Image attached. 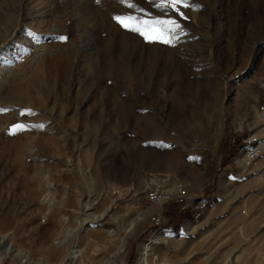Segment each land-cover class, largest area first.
Here are the masks:
<instances>
[{"label": "rangeland", "instance_id": "rangeland-1", "mask_svg": "<svg viewBox=\"0 0 264 264\" xmlns=\"http://www.w3.org/2000/svg\"><path fill=\"white\" fill-rule=\"evenodd\" d=\"M132 2L135 10L120 0H0V68L40 46L63 57L58 72L41 58L34 87L0 97V237L32 258L70 264L72 239L64 250L40 248L52 246L63 217L78 234L76 264H106L118 251L135 264L160 215L165 233L146 264H264V165L242 177L240 146L228 145L236 127L252 136L262 125L264 0H189L183 19L161 0ZM129 15L175 21L177 45L145 43L113 19ZM16 124L27 127L13 133ZM30 138L38 154L25 160ZM159 173L192 197L213 193L188 217L190 234L186 215L169 217L174 203L155 211L145 199V180Z\"/></svg>", "mask_w": 264, "mask_h": 264}, {"label": "bare ground", "instance_id": "bare-ground-1", "mask_svg": "<svg viewBox=\"0 0 264 264\" xmlns=\"http://www.w3.org/2000/svg\"><path fill=\"white\" fill-rule=\"evenodd\" d=\"M0 46H3V43L0 44ZM41 58H45L46 60L50 59L52 65H53V68H54V72L55 71L58 72L59 67H60L59 65L63 62V57L53 53L49 47L40 46L39 48L38 47L34 48V51L30 56L23 57V59L20 60L19 62L17 61L18 63H16L13 67L5 68L6 67L5 66V67L0 68V97L4 92H7L6 98H11L13 94L10 90H12L13 88H16V87H20V92L23 94H25L30 87H34L40 81V78H41L40 73L42 72L41 69H45L44 65H41V63H40L41 61H39ZM48 74H51V72ZM28 78H29V80L26 82V79H28ZM52 78L53 77H51V79ZM261 78H263V79H261ZM256 87L259 91L264 90V74H262L260 76V78L258 79V81L256 82ZM259 93H261L264 96V92L261 91ZM258 102L259 103H258V107H257L258 108L257 117L259 118V120H261V123H262L261 127L262 128L260 127V125H258L259 123H258L257 119L255 118V120L257 121V126L259 128L258 129L259 134L257 133V134H254L252 136H249V134H248L247 137H249L248 140H250V141L247 142V145L240 146L236 152V156L239 157V160H238L239 164L240 165L245 164V167L248 169L246 171V168L244 167L246 172L241 173V171H240V175L241 176L243 175L242 177H244V175H247L249 170H253V169L257 168L258 166H261V168H263L262 166L264 165V161H263L264 159H257L258 162L256 164L255 163L254 164L249 163L250 162L249 159H245V157H246L245 153L252 154V153L257 152L259 150V148L262 147V145L264 147V140L260 139L264 135V114L259 112V107L261 105H264V99L262 101L258 100ZM9 108L5 107L4 110H8ZM255 117H256V115H255ZM39 125L40 126H39V128H37V130H39V131L44 130V127L42 126V124H39ZM32 126H34V125H32ZM235 133H236V129H234L233 133L230 134V137L232 138V134H235ZM230 137H229V139H230ZM254 138H257V139H254ZM47 139H48V136H43L41 138L40 142H42L45 145ZM28 142L29 143H27L28 145H27V148L25 151L26 152L25 153V155H26L25 160L31 159L33 157V155H36V153L38 152V150L33 145L34 143H36L35 138H30V140ZM47 150H48V148L41 149L40 153H42V152L44 153ZM231 150L233 151V148L230 149V151ZM19 152H21V151L18 150L16 153V165H18ZM22 152H23V150H22ZM34 163L36 164V166H40V165H38L39 164L38 160H36ZM240 165H239V169H240ZM249 174L250 175L255 174V172L250 171ZM167 180H170V179L167 178L166 174H162V173L160 174L159 173V174H155L153 176H150L148 183H147V179L144 182L145 183L144 184V187H145L144 197L147 200V202L154 208L155 211H162L165 209L167 204L174 203V205L176 206L175 212L188 211L187 214H185L186 215L185 218H188L190 216L196 217L195 214H199L201 211H203L205 209V207L207 205V200H206L204 207L193 206L196 202H200L201 198H199V196L192 197L191 195L184 193L182 190H180L178 188L179 186H176V184H174V181H172V187L174 189L178 190V193L168 194L166 196L165 201H160L159 203H151L149 201L148 197L146 196V188L149 185H159V190H168V181ZM261 185H262V187H261L262 193H264V190H263L264 181L261 183ZM243 188L244 187H242V189ZM118 193H117V195H119L121 192L119 194ZM209 195H213V193L210 192L208 194V198H209ZM47 198L48 197L45 196V199L43 198V201L47 200ZM47 204H48V207L50 208L49 203H47ZM43 205H45V204H43ZM171 215H172V213L170 210L169 217ZM246 216H247V213H246L245 209L240 211V217L241 218H245ZM188 219H190L189 223L184 228L186 235L191 233V231L193 229V224H195V221L193 220L194 218H188ZM67 220L68 219H65L63 217H61L59 219L60 229L58 230L59 232L53 240L52 246L50 247V246L46 245L45 243H42L40 248L42 249L41 251L45 254L55 252L58 249L64 250V249H66V245L68 244V242H70L69 239H72L74 246L67 249L66 252L69 255L68 260L71 262L70 264H76V262H78L80 260V255H79L80 249H78V246L75 245L76 240H77L76 238H77L78 234H74L75 230H72V229H70L64 225V224H67ZM152 220H153V222L151 223V226L157 230H155L153 232L154 236L150 237L146 243L142 244V246L138 252L137 262H135V264H146V260L149 256L150 252L152 251L151 250L152 246L157 241H159L162 238L161 236L164 235V233H165V232H163L164 230L161 228L162 219H161L160 215L153 217ZM173 221H175V220L173 219ZM81 226H82L81 230L83 233L88 230L87 228H85V222H83ZM156 226H158V227H156ZM169 227H171V226H169ZM108 234L111 236V234H113V233L108 232ZM179 236H181V235L177 232H171V233L169 232V234H167V239L171 240V239L179 237ZM1 246H2V248H4V251L2 248H0V264H49L48 261H46L44 259H39V258H32L29 253H27L23 250H20L17 247L13 246L12 241L10 239L9 240L5 239V236L0 237V247ZM120 253L122 254V252H119V251L112 254L110 256L109 260L106 262V264H123V258L121 257ZM209 257L210 256L208 255V258ZM224 259L227 260V257H221L219 263L223 264V261H225ZM62 262H63V259L58 264H62ZM93 263L94 262L87 261V260L84 263L82 262V264H93ZM235 264H240V261L239 260L236 261Z\"/></svg>", "mask_w": 264, "mask_h": 264}, {"label": "snow or ice", "instance_id": "snow-or-ice-1", "mask_svg": "<svg viewBox=\"0 0 264 264\" xmlns=\"http://www.w3.org/2000/svg\"><path fill=\"white\" fill-rule=\"evenodd\" d=\"M99 3V0H97ZM121 3H126L130 10H135L137 7L132 0H120ZM159 8H168L177 12L181 18H185L183 13L179 11L181 7H189V0H161V3L156 5ZM114 21L125 31L139 35L145 43L161 44L166 47H175L178 43V34L183 31L181 26L175 21H150L143 20L135 16H115ZM61 42L66 40V37H57ZM31 115L22 112L21 115ZM26 125L16 124L13 126V133L16 131H22L26 128Z\"/></svg>", "mask_w": 264, "mask_h": 264}, {"label": "built area", "instance_id": "built-area-1", "mask_svg": "<svg viewBox=\"0 0 264 264\" xmlns=\"http://www.w3.org/2000/svg\"><path fill=\"white\" fill-rule=\"evenodd\" d=\"M261 91L264 92V90H261ZM259 112L264 114V105H261L259 107ZM236 128H237L236 133L232 134V138L230 137V139L228 140V145L231 149L232 148L235 149L237 146L247 145V142L250 141L248 140L249 137H247V135L249 134L248 125L241 126L240 128L239 127H236ZM244 128L247 129V133L244 131ZM254 139H257V138H254ZM260 139L264 140V135ZM245 155H246L245 159H249L250 161L249 163L256 164L258 162L257 159H262L264 156V147L262 145V147L259 148L257 152L252 153V154L245 153ZM167 181H168V190H159V185H149L146 188V196L148 197L151 203H159L160 201H165L166 196L168 194L178 193V190L172 187V181L171 180H167ZM207 198L208 196L201 198V201L196 202L193 206L204 207ZM187 212L188 211L175 212L173 209L171 210L172 215L170 217H172L177 223H182L184 221V215L187 214Z\"/></svg>", "mask_w": 264, "mask_h": 264}, {"label": "crops", "instance_id": "crops-1", "mask_svg": "<svg viewBox=\"0 0 264 264\" xmlns=\"http://www.w3.org/2000/svg\"><path fill=\"white\" fill-rule=\"evenodd\" d=\"M234 151L236 150V149H233Z\"/></svg>", "mask_w": 264, "mask_h": 264}]
</instances>
